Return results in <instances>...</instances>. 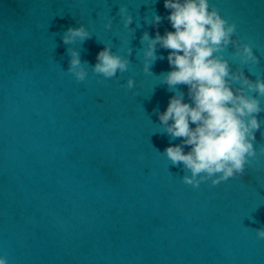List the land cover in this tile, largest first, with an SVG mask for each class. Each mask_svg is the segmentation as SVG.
<instances>
[{"label":"water","instance_id":"water-1","mask_svg":"<svg viewBox=\"0 0 264 264\" xmlns=\"http://www.w3.org/2000/svg\"><path fill=\"white\" fill-rule=\"evenodd\" d=\"M209 2L254 46L260 63L245 75L255 80L251 68L264 78V0ZM154 12L158 26L147 22ZM169 14L164 0H0V256L8 264H264L254 231L264 227V112L256 157L240 178L193 190L181 182L183 166L161 154L182 142L161 133L156 112L175 95L160 77L171 70L169 50L158 45L164 59L145 74L141 37L174 31ZM81 24L91 38L64 44V32ZM105 45L130 60L128 71L103 84L91 69L79 83L66 72L69 47L94 66ZM233 50L224 55L235 70ZM177 89L191 103L188 87Z\"/></svg>","mask_w":264,"mask_h":264},{"label":"clouds","instance_id":"clouds-1","mask_svg":"<svg viewBox=\"0 0 264 264\" xmlns=\"http://www.w3.org/2000/svg\"><path fill=\"white\" fill-rule=\"evenodd\" d=\"M164 7L170 10L167 20L174 31H166L164 35L157 32L155 38L145 32L141 37L145 74L153 75L151 66L157 59H164L157 56V46L169 50L167 60L171 70L160 77L161 83L175 95L169 99L164 112L159 109L156 112L163 129L161 133L169 135L170 140L182 138V142L166 147L161 154L171 165L183 166L181 182L193 190H198L202 183L216 186L230 178H240L256 157L255 133L262 126L258 116L264 112V78L248 68L256 77L249 79L244 68L258 65L260 59L252 43H242L236 38V23L225 19L209 0H164ZM126 13V5H120L124 27L133 33L129 27L132 16ZM106 19L105 28L111 29L114 18ZM161 21L162 17L154 12L147 22L158 26ZM92 35L81 24L78 28L69 27L62 39L66 45L77 39L83 44ZM230 45L234 49L230 55L240 65L235 70L224 55ZM67 52L70 61L66 72L78 83L86 80L89 69L103 77L98 81L103 84L118 72L128 71L131 64L128 58L112 52L108 45L98 52L94 66L82 62L76 49L69 47ZM127 53L130 56L132 49L128 48ZM134 85V79L129 77L123 86L131 90ZM178 85L188 87L191 103L185 102ZM185 146L190 150L185 152ZM260 152L264 153V146ZM254 231L257 239L264 240V227ZM0 264H8L6 255L0 256Z\"/></svg>","mask_w":264,"mask_h":264}]
</instances>
